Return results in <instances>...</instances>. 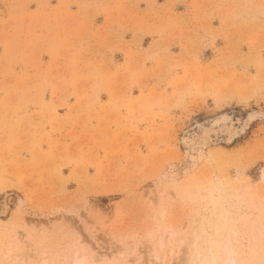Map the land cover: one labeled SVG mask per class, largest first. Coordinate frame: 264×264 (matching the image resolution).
<instances>
[{
	"label": "rangeland",
	"instance_id": "rangeland-1",
	"mask_svg": "<svg viewBox=\"0 0 264 264\" xmlns=\"http://www.w3.org/2000/svg\"><path fill=\"white\" fill-rule=\"evenodd\" d=\"M202 255L264 264V0H0V264Z\"/></svg>",
	"mask_w": 264,
	"mask_h": 264
},
{
	"label": "bare ground",
	"instance_id": "bare-ground-1",
	"mask_svg": "<svg viewBox=\"0 0 264 264\" xmlns=\"http://www.w3.org/2000/svg\"><path fill=\"white\" fill-rule=\"evenodd\" d=\"M217 113H215L211 118L206 120L207 121L206 125L201 124L202 122H200L195 126L194 131L189 132L186 135L184 134V136L182 135L183 137L181 136V141L183 142L182 144H184L186 148V150L183 152V156H180L181 161L185 162L183 166L185 167L190 166V163L187 160V158L189 157V151L191 149H194L197 144L199 145L208 144V143L216 144L218 142H221L222 140H223L222 142H224L225 144L231 143L235 137H237L238 135L244 132V130L246 129L250 121L253 120L256 116L258 117L259 115V111L251 110L249 114L247 115L246 119L242 121L239 118L232 120L231 116H229L227 118L219 117L218 119L221 122H216L214 118L217 116ZM170 166L172 169L177 170V167H175V164L174 166L173 164H171ZM183 172L184 171H182V173ZM4 204H5V201L3 200L2 205ZM115 257L117 256L115 255ZM115 257L113 256V258ZM94 258L98 261V260H103L106 257L100 254H95V256H93V259ZM76 262L78 264H81L82 261L76 260ZM160 264H163V263L160 261ZM197 264H214V261L208 258L206 255H202L201 257H199Z\"/></svg>",
	"mask_w": 264,
	"mask_h": 264
},
{
	"label": "snow or ice",
	"instance_id": "snow-or-ice-1",
	"mask_svg": "<svg viewBox=\"0 0 264 264\" xmlns=\"http://www.w3.org/2000/svg\"><path fill=\"white\" fill-rule=\"evenodd\" d=\"M229 116H231V118H232V120H235L236 119V117L234 116V115H232L231 113H229L228 111H227V109H222V110H220L218 113H217V116L214 118L215 120H216V122H221V121H219V117H225V118H227V117H229ZM201 124H207V121L206 122H202Z\"/></svg>",
	"mask_w": 264,
	"mask_h": 264
}]
</instances>
